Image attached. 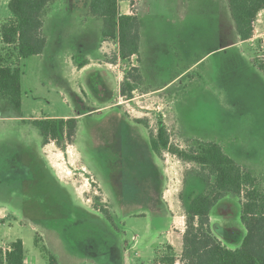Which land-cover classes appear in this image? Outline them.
<instances>
[{
	"label": "rangeland",
	"instance_id": "1",
	"mask_svg": "<svg viewBox=\"0 0 264 264\" xmlns=\"http://www.w3.org/2000/svg\"><path fill=\"white\" fill-rule=\"evenodd\" d=\"M9 2L0 0V24ZM89 2L46 9L45 50L21 62V110L0 112V247L22 239L26 264H48L44 248L61 264H161L182 254L184 201L214 177L170 151L157 156L150 133L159 122L176 148L220 144L264 188V73L252 62L264 61V10L244 43L228 0H119L121 13L139 18L142 71L136 56L114 60L115 40L102 54V19ZM133 67L142 82L126 96ZM47 116L78 118L73 144L43 145L32 121ZM242 200L229 193L211 212L231 248L246 233Z\"/></svg>",
	"mask_w": 264,
	"mask_h": 264
},
{
	"label": "trees",
	"instance_id": "2",
	"mask_svg": "<svg viewBox=\"0 0 264 264\" xmlns=\"http://www.w3.org/2000/svg\"><path fill=\"white\" fill-rule=\"evenodd\" d=\"M131 1V0H130ZM55 0H10L11 17L0 24V112L10 108L19 112L22 107V60L44 52L47 38L43 33L44 14ZM236 31L241 41H249L255 34V21L264 0H228ZM92 16L102 19L101 41L115 40L119 44V57L130 60L139 54L140 23L136 14L119 10V0H90ZM115 58L114 60H116ZM264 73V61L252 60ZM84 61L79 66L83 67ZM133 78L134 84L130 81ZM142 82L140 68L133 67L126 73L121 85L123 95H130ZM137 122L148 126L146 118ZM157 131L150 133L152 150L157 156L170 151L183 160L195 162L214 182H206L205 189L184 201L186 228L182 235L183 249L180 258L174 253L161 257V264H264V188L246 168L229 156L214 141L194 139L189 150L176 148L171 142L169 127L159 122ZM43 138V145L56 143L61 149L73 144L78 129L77 117H42L32 121ZM242 197L241 221L246 229L236 248L228 247L211 228V212L227 194ZM107 217L108 209L102 208ZM173 251V246H169ZM48 264H61L51 253ZM25 247L22 239L0 247V264H25Z\"/></svg>",
	"mask_w": 264,
	"mask_h": 264
},
{
	"label": "crops",
	"instance_id": "3",
	"mask_svg": "<svg viewBox=\"0 0 264 264\" xmlns=\"http://www.w3.org/2000/svg\"><path fill=\"white\" fill-rule=\"evenodd\" d=\"M126 14V13H125ZM255 34H257V29H256V31H255ZM239 37V36H238ZM253 40V38L251 39V40H249V41H252ZM241 41V40H240ZM249 41H241V42H247V43H249ZM102 42V41H101ZM104 45H102L100 48H101V51H102V54L103 55H105L106 53H108V49H106V46H108L107 44H105V43H109V41H104V42H102ZM116 46H117V50L115 51L116 53V55H115V58H117V59H119L120 60V57H119V44H118V42H116ZM136 56V58L138 59V61H139V66L141 67L142 66V68H141V70L144 68V65H143V62L141 61V55L139 54V55H135ZM119 57V58H118ZM139 58H140V60H139ZM88 59V60H87ZM86 64L83 66V67H81L80 69H81V71H84V70H87L88 68H90L91 67V64H92V60L89 58V57H86ZM100 62V61H99ZM109 62H107V64H108ZM142 63V64H141ZM118 64V63H117ZM116 63H115V65H117ZM141 64V65H140ZM102 65V64H101ZM143 71V70H142ZM66 117V116H65ZM73 261V260H72ZM25 264H26V257H25ZM73 264H74V262H73Z\"/></svg>",
	"mask_w": 264,
	"mask_h": 264
},
{
	"label": "built area",
	"instance_id": "4",
	"mask_svg": "<svg viewBox=\"0 0 264 264\" xmlns=\"http://www.w3.org/2000/svg\"><path fill=\"white\" fill-rule=\"evenodd\" d=\"M255 31H256V29H255ZM170 130H171V129L169 128V132H170Z\"/></svg>",
	"mask_w": 264,
	"mask_h": 264
}]
</instances>
